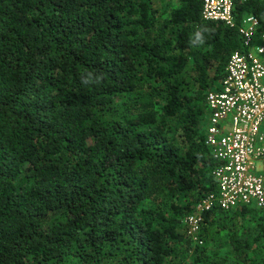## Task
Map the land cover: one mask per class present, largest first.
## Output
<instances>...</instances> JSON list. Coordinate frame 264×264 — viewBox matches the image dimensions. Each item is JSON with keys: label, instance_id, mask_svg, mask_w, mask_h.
Instances as JSON below:
<instances>
[{"label": "trees", "instance_id": "16d2710c", "mask_svg": "<svg viewBox=\"0 0 264 264\" xmlns=\"http://www.w3.org/2000/svg\"><path fill=\"white\" fill-rule=\"evenodd\" d=\"M203 7L0 0V264H264V210L207 212L195 243L184 224L216 190L206 99L242 50Z\"/></svg>", "mask_w": 264, "mask_h": 264}, {"label": "built area", "instance_id": "2783aa9c", "mask_svg": "<svg viewBox=\"0 0 264 264\" xmlns=\"http://www.w3.org/2000/svg\"><path fill=\"white\" fill-rule=\"evenodd\" d=\"M234 10L235 0H204L203 18L237 27L242 50L230 56L225 77L207 94L205 144L216 162V190L184 220L194 243L207 212L264 210V22L245 14L237 23Z\"/></svg>", "mask_w": 264, "mask_h": 264}, {"label": "crops", "instance_id": "0c3cea01", "mask_svg": "<svg viewBox=\"0 0 264 264\" xmlns=\"http://www.w3.org/2000/svg\"><path fill=\"white\" fill-rule=\"evenodd\" d=\"M247 15H249V14H247ZM250 15H252V14H250ZM207 117L208 116H206V118H204V120H203V122H202V132H203V134H204V139H205V137H206V133H205V130H206V125H207V123H208V120H207ZM208 152H209V155L211 156V154H210V151L208 150ZM200 202V201H199ZM198 204V203H197ZM196 204V205H197ZM194 212V211H193Z\"/></svg>", "mask_w": 264, "mask_h": 264}, {"label": "rangeland", "instance_id": "374dc122", "mask_svg": "<svg viewBox=\"0 0 264 264\" xmlns=\"http://www.w3.org/2000/svg\"><path fill=\"white\" fill-rule=\"evenodd\" d=\"M231 222V220H228V223Z\"/></svg>", "mask_w": 264, "mask_h": 264}]
</instances>
